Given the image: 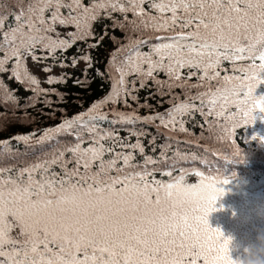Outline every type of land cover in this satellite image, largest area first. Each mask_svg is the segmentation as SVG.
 Segmentation results:
<instances>
[{
    "label": "snow or ice",
    "instance_id": "obj_1",
    "mask_svg": "<svg viewBox=\"0 0 264 264\" xmlns=\"http://www.w3.org/2000/svg\"><path fill=\"white\" fill-rule=\"evenodd\" d=\"M16 6L17 11L0 14V73L10 72L9 79L34 94L27 107L49 92L63 99L55 89L40 87L27 68L29 57L37 63L58 60L57 52L86 42L94 36V23L112 19L113 13L123 16L113 27L125 31L127 44L111 54V89L104 98L39 134L0 140V160L19 155L13 140L29 148L55 142L15 176L8 174L11 168L0 167V264H235L228 256L230 238L208 219L219 210L217 194H226L230 180L212 175L211 166L207 174L178 168L180 161L201 158L178 147L171 157L168 152L173 142L180 143L171 133L193 135L186 124L198 113L204 120L197 125L201 136L205 127L215 130L216 139L230 145L232 158L212 154L226 164L244 160L237 130L256 122L250 102L264 112V96H254L264 84V0H16ZM9 16L12 23L6 27ZM60 29L73 30L62 34ZM79 59L91 66L90 55ZM77 62L73 57L72 66ZM226 62L230 67H224ZM59 66L68 65L60 60ZM42 70L51 72V66ZM193 77L197 82L189 83ZM149 80L156 94L170 97L165 112L141 117L137 110L116 107H131V99L150 108L134 94ZM46 82L66 80L49 76ZM76 83H87V69L85 80ZM0 103L19 107L3 80ZM109 104L113 107L104 111ZM137 124L166 130L158 156L146 154L141 137L148 133ZM116 126L126 127L128 136L121 137ZM259 139L264 143V137ZM149 143L155 152L156 137ZM176 171L179 175H173ZM189 175L198 183H186Z\"/></svg>",
    "mask_w": 264,
    "mask_h": 264
},
{
    "label": "trees",
    "instance_id": "obj_2",
    "mask_svg": "<svg viewBox=\"0 0 264 264\" xmlns=\"http://www.w3.org/2000/svg\"><path fill=\"white\" fill-rule=\"evenodd\" d=\"M87 3L88 0H85ZM148 8V5H145ZM16 0H0V14L7 12L17 11ZM129 19H132V14H128ZM114 20H123V16L120 13H113L112 19L101 18L98 22L93 25L94 36L88 38L85 41H77L70 49L61 54L57 52L58 60L53 61L49 58L46 61L40 62L42 65L51 66V68H58V72L53 75L55 77H65L66 83H54L49 85L46 81L47 78H39L34 75L30 69L29 72L36 76L40 81V87L44 89H55L56 92L62 94L61 96L56 95L54 92H49L47 96H41L34 107H27L28 98L34 95L30 90L26 91L25 86L15 81V79H9L10 72L0 73V80H3L4 85L13 91L14 95L18 98L19 107H13L12 105L5 106L0 103V140L8 139L17 134H27L32 131L41 132L43 129L53 127L59 124L62 119L70 118L77 113L86 111L93 102L99 101L104 98L111 89V80L108 77L107 66L109 64L111 54L116 52L122 45L127 44L125 39L126 33L117 27H113ZM12 23V17L9 16L6 22ZM105 29L107 34L105 35ZM73 29H60L65 33ZM133 37L138 35L132 33ZM145 35H151V33H145ZM103 36L101 40L100 37ZM99 41V43H97ZM89 44H96V47H89ZM148 49L145 48L144 51ZM90 55L91 66L89 63L79 57L83 55ZM0 55H3L0 53ZM77 57L78 62L73 67L72 58ZM60 60L66 63L67 67H60ZM11 63L8 65L11 68ZM224 67H230L225 63ZM85 69H87V83L77 84L76 81L85 80ZM187 69L184 70L185 75ZM98 73H103L101 76ZM223 74V73H222ZM159 78L166 79L164 73H159ZM129 79H132L130 77ZM196 77H193L189 83H196ZM148 87L140 89L138 93H134L139 98V104L151 105L150 108L138 107L136 101L129 99L131 107H124V105H116V107L124 112H132L137 110V114L141 117L153 115L157 112H165L170 107L168 100L169 96H160L156 94V88L153 86L152 81H148ZM137 88H139V81H137ZM176 93H180L181 89L177 88L174 90ZM197 90L192 89V93L195 94ZM258 97L264 96V84L260 85L255 93ZM48 99L52 103L46 105L44 100ZM183 99V96H181ZM198 103V102H197ZM113 106L109 104L104 111H109ZM256 122L254 125H246L243 128L237 130V142L244 150V160L242 162L226 164L223 159L213 155V152H219L221 155H228L231 159V148L227 142L219 141L216 139L215 130L213 133H209L206 130L197 126L203 124V118L197 113L195 114L194 120H189L186 127L193 133L189 136L186 133H171L176 139L180 141L179 145L175 142L172 143V148L168 152V156L171 157L173 152L179 148L181 153L192 154L195 153L200 160L196 161H180L178 168L188 169H199L200 171L209 173V166L212 167L211 174L224 176L230 180L228 185H225L226 194H232V201L229 206H235L232 208V213L237 216L235 219H228L226 223L222 220L219 213H212L215 220L209 221L212 228H218L223 231L226 238H232L233 243L230 246V254L233 260L241 259L245 257L244 248L249 245H256L258 230L264 229V143L260 141V137H264V112H257ZM111 119V117H110ZM187 119V117H185ZM156 123H159L158 121ZM108 127V125H105ZM119 129V135L121 137H127V128ZM137 129H143L146 136L141 137L142 142L145 146L146 154L158 156L160 148L158 145L165 142V136L163 132L166 131L161 129L157 132L154 125L151 124H137ZM256 136L257 139L253 140L252 137ZM153 137H156V151L152 152V145L149 143ZM35 139V138H34ZM61 140L69 139L68 137H61ZM136 137H131V142L135 143ZM185 141H192L193 143L187 144ZM14 152H18L19 155L7 157L0 160V167L11 168L12 172L8 173L15 176L18 168L26 166L28 163L33 162L37 156H40L43 151H51V145L55 142L45 144L43 148L39 145L33 144L31 148L26 147L24 144H18L15 140L12 142ZM107 143V142H106ZM197 143L199 147H197ZM204 149H209L205 152ZM119 150V149H118ZM107 158V157H106ZM142 157L137 154L136 160L142 161ZM201 160H206L207 163H201ZM161 167H167V165H161ZM219 168V172H216V168ZM57 171L59 169H56ZM173 175H179L176 171ZM198 178L195 175L187 176L186 180L190 178ZM157 179H161L159 173L156 174ZM167 180L168 177H163ZM263 197H258L260 195ZM242 209V210H241ZM244 209V211H243ZM219 223L216 224V220ZM247 234V238L240 242V237Z\"/></svg>",
    "mask_w": 264,
    "mask_h": 264
},
{
    "label": "rangeland",
    "instance_id": "obj_3",
    "mask_svg": "<svg viewBox=\"0 0 264 264\" xmlns=\"http://www.w3.org/2000/svg\"><path fill=\"white\" fill-rule=\"evenodd\" d=\"M27 67L30 69V71L36 75L39 78H46L48 76H53L55 75L59 70L58 68H51V72H44L42 69L44 67H46L45 65H42V63H37L34 62L31 57L28 58L27 60ZM186 183H198V178L194 177V178H190L188 180L185 181ZM232 194H225V196L223 197V199L221 201H219L216 205L217 209H219L218 211H216V213H219L222 217V220L226 223V221L228 219H235L237 216H234L232 213V208H234L235 206H229L230 202L232 201L231 199ZM258 197H263V195L261 194ZM242 210V209H241ZM244 211V209H243ZM215 213V212H213ZM215 220L214 216H211V218L209 219L210 222H213ZM219 223V220H216V224ZM247 238V234H244L240 237V242L243 239Z\"/></svg>",
    "mask_w": 264,
    "mask_h": 264
},
{
    "label": "clouds",
    "instance_id": "obj_4",
    "mask_svg": "<svg viewBox=\"0 0 264 264\" xmlns=\"http://www.w3.org/2000/svg\"><path fill=\"white\" fill-rule=\"evenodd\" d=\"M258 87H259V85L257 86V88ZM257 88H256V90H257ZM256 90L254 92V96L258 97L255 94ZM249 106L252 109L253 115H255V113H257V112H261V111H259V109H256L253 107V102H250ZM217 196H218V199L216 200V203L214 205L215 208H217L216 207L217 203L223 199L225 194H223V195L217 194ZM214 212H216V211H214ZM212 213L213 212H211L210 215ZM257 241H258V243L256 245H249V246L244 248V253H245L244 258L233 260L231 254H230V246L233 243V239L230 238L229 245H228V248H229L228 256H229V258L231 260L235 261V264H264V229L258 230Z\"/></svg>",
    "mask_w": 264,
    "mask_h": 264
}]
</instances>
